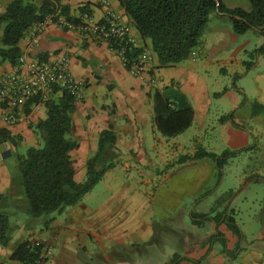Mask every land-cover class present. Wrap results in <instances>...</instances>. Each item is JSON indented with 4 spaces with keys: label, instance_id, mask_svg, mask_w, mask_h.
<instances>
[{
    "label": "crops",
    "instance_id": "0c3cea01",
    "mask_svg": "<svg viewBox=\"0 0 264 264\" xmlns=\"http://www.w3.org/2000/svg\"><path fill=\"white\" fill-rule=\"evenodd\" d=\"M34 1L40 4L43 0ZM108 2L104 5L102 0H61L59 4L67 6L71 16L79 17L80 8L89 3V11L99 20L105 17L108 8L112 9L123 23L132 25L139 46H146L153 62L158 64L150 40L141 37L119 0ZM7 4L0 1V12ZM214 14L218 19L213 23L210 18L200 44L191 55L180 63L159 68L160 81L154 85L148 77L134 76L110 42L80 31L52 23L31 49L27 48L26 36L21 39L20 48L29 57L50 60L68 55L72 73L85 81V96L75 101L71 113L70 136L78 144L70 152L75 178L86 179L88 160L97 153L101 133L108 129L117 138L116 164L137 173L130 177L132 183L114 181L101 198L86 199L100 180L83 200L68 207L49 227L43 228L27 216L19 156L40 144L36 126L47 118V106L44 101L36 104L33 99L29 100L21 119L10 124L5 122V107L0 105V128H6L17 138L15 145L0 143V193L7 194L14 202L16 212L12 222L17 227L7 246L0 243L1 260L7 264H23L9 257L20 242L29 240L51 246L53 255L42 264H151L148 249L158 244L157 228L162 227L159 221L163 220L170 230L185 226L195 239L187 249H174L167 260L164 258L158 264H176L172 260L177 255H180L177 264H264V206L256 214L261 223L256 233H243L239 237L225 220V216L236 219L233 203L240 190H246L251 184L246 182V176H241L242 187L219 194L225 176L219 181L213 159L203 157L178 163L180 157L192 156L199 148L217 154L253 148L259 135L264 134V71L257 74V87L252 94L236 85L237 79L248 73L245 61L254 60L251 53L264 43V35L252 28L258 38L252 44L240 42L236 48L243 34L235 32L232 21L222 18L228 15ZM257 59L251 68L260 65L264 55L257 54ZM14 68L12 61H1L0 76ZM167 87L178 91L176 100L180 105L189 102L194 108L192 125L174 137L163 136L154 126L153 94ZM61 93V90H48L44 100L57 98ZM244 107H250L252 112L240 111ZM228 111L240 114L239 119H245L248 114L257 125L263 123L262 128L251 131L239 121L240 126L229 120L221 122ZM214 114L216 117H211ZM251 135H254V146H250ZM114 168L103 178L112 176ZM187 195L195 197L186 203ZM193 212L205 217H197L196 223ZM199 230L203 238L197 235Z\"/></svg>",
    "mask_w": 264,
    "mask_h": 264
},
{
    "label": "trees",
    "instance_id": "16d2710c",
    "mask_svg": "<svg viewBox=\"0 0 264 264\" xmlns=\"http://www.w3.org/2000/svg\"><path fill=\"white\" fill-rule=\"evenodd\" d=\"M61 0H43L40 4L34 0H12L0 13V62L10 60L16 64L21 55L20 41L35 23L49 14L60 10L67 19L77 22L79 17L70 15L67 6H61ZM134 27L144 39H149L158 58V67H166L187 59L200 44L204 31L214 13L228 15L236 33L244 34L252 28L264 35V0H249V10L242 7H229L223 0H119ZM90 4L80 11L90 10ZM240 15L243 19L231 17ZM264 55V43L251 53ZM247 69L254 60L245 61ZM55 90H60L55 87ZM178 91L173 87L156 90L154 100V126L163 136L174 137L188 129L194 121V108L191 103L179 104L176 100ZM40 102L41 98L33 99ZM48 109V116L36 126L42 143L27 149L24 156H19V168L22 184L28 203L27 216L37 225L49 227L56 215L68 207L79 203L104 174L115 167L116 135L112 129L101 133L99 149L87 163V176L83 181L75 178L70 152L77 147V142L70 136L72 129L71 113L75 108V99L67 91H62L57 98L43 100ZM224 118H222L223 120ZM17 138L6 128H0V143L16 144ZM231 150L221 154L199 148L192 156L179 158L178 163L187 160L209 157L216 163L219 181L223 177V168L228 159L234 156ZM258 179L264 180V177ZM16 212L15 204L7 194L0 193V243L7 246L12 240L16 226L12 216ZM204 214L192 213L196 218ZM218 221L217 217L214 218ZM229 228L241 237V230L233 216H225ZM40 221V222H39ZM35 253L31 242H20L9 259L23 264H32ZM180 255L172 262H178ZM0 264L7 262L0 259ZM173 264V263H172Z\"/></svg>",
    "mask_w": 264,
    "mask_h": 264
},
{
    "label": "built area",
    "instance_id": "2783aa9c",
    "mask_svg": "<svg viewBox=\"0 0 264 264\" xmlns=\"http://www.w3.org/2000/svg\"><path fill=\"white\" fill-rule=\"evenodd\" d=\"M102 3L109 4L108 0H102ZM52 23L110 42L122 63L134 76L141 79L148 77L151 85L160 81L157 75L159 67L153 62L152 54L146 46H139L132 25L123 23L112 9L108 8L101 20L88 10L82 11L77 22L67 19L60 10H56L26 32L27 48L31 49ZM55 87L67 91L75 101L83 100L85 81L72 73L70 57L62 55L58 59L43 60L22 52L15 68L0 76V105L5 107V122L17 123L29 100L40 97L42 102L46 91ZM31 246L35 253L32 264H42L53 255V250L47 243L34 241Z\"/></svg>",
    "mask_w": 264,
    "mask_h": 264
},
{
    "label": "rangeland",
    "instance_id": "374dc122",
    "mask_svg": "<svg viewBox=\"0 0 264 264\" xmlns=\"http://www.w3.org/2000/svg\"><path fill=\"white\" fill-rule=\"evenodd\" d=\"M4 3H9L12 0H0ZM227 6L229 7H242L244 9L249 10L251 8L249 0H223ZM8 3V4H9ZM7 4V6H8ZM6 6V7H7ZM6 9V8H5ZM4 9V10H5ZM3 10V11H4ZM2 11V12H3ZM0 12V13H2ZM225 18V21H231L230 17L222 16ZM218 19L216 14H212L211 21L214 23ZM2 37V36H1ZM240 40L236 43V48H238L239 43H246L252 44L256 38H258V34L250 29L247 33L240 36ZM1 41V38H0ZM259 48V47H258ZM257 48V49H258ZM253 51V48L251 49ZM254 52V51H253ZM251 59V56H248ZM257 56L254 57V65L257 63ZM264 71V61L262 63L253 68L248 69V73L243 78H238L236 85L243 86L249 94H252L257 87V83L255 78H257V74L260 71ZM261 71V72H262ZM251 101L253 99L251 98ZM240 111L244 113L252 112L250 107H244ZM214 112V111H212ZM227 116L222 120V116L220 117L221 122H225L226 120L231 121L235 126H240L237 122L239 121L242 126L248 128L249 130L255 131L256 128H262L263 123L259 126L257 123L247 114L245 119H239L240 114L233 115L231 112L228 111L226 113ZM211 117L215 118L216 114L211 115ZM256 134V133H255ZM251 145L254 146V135H251ZM42 143V141L40 142ZM234 153V157L226 164L223 169V173L225 178L222 180L219 186V194H222L224 191L230 188H238L241 186V176H246V182H250V186L247 187L246 190L238 193L239 196L234 201L233 205L236 207V219L237 223L240 226L241 235L243 233L251 234L256 233L257 230L261 228V223L259 220L256 219V214L262 211L264 206V180H253L259 177H264V134L259 135L257 138V144L252 148H244L239 152L236 150H232ZM114 168V167H113ZM134 169H128L126 171L121 164H116L113 170V175H107L94 187L93 191L85 196V198H89V196H93L95 199L101 198L107 190V186L114 181H119L122 184L124 183H132L130 177L135 175ZM261 174V175H260ZM247 175H251V177H247ZM115 176V177H114ZM244 180V179H243ZM242 184V185H241ZM192 195L185 196L186 203H189L193 200ZM84 198V197H83ZM85 199V200H86ZM83 200V199H82ZM214 200V199H213ZM184 201V200H183ZM215 202V201H214ZM213 202V203H214ZM210 203V201H208ZM183 212V211H182ZM182 217L185 216V213H180ZM59 215V214H58ZM56 215V216H58ZM159 224L162 227H158L159 232L157 233V240L158 244H155L153 248L148 249V257L151 261V264H158L162 259H166L168 255L174 249L183 251L189 247L188 245L194 241L195 236H193V232H189L188 229H185V226H179L177 228H173L170 230L168 225H166V221H159ZM41 225V224H40ZM43 227V226H42ZM44 228V227H43ZM197 235L203 238L202 232L199 230L197 231Z\"/></svg>",
    "mask_w": 264,
    "mask_h": 264
},
{
    "label": "water",
    "instance_id": "95a60500",
    "mask_svg": "<svg viewBox=\"0 0 264 264\" xmlns=\"http://www.w3.org/2000/svg\"><path fill=\"white\" fill-rule=\"evenodd\" d=\"M218 1V0H217ZM227 15V14H226ZM231 17L237 18V19H243L240 15H234L230 14Z\"/></svg>",
    "mask_w": 264,
    "mask_h": 264
}]
</instances>
